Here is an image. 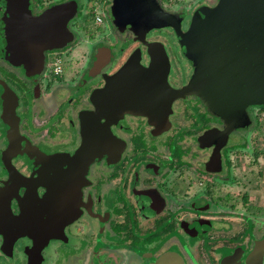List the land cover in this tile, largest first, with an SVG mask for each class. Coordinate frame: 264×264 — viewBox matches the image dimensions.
I'll return each instance as SVG.
<instances>
[{
    "label": "flooded vegetation",
    "instance_id": "af4514ba",
    "mask_svg": "<svg viewBox=\"0 0 264 264\" xmlns=\"http://www.w3.org/2000/svg\"><path fill=\"white\" fill-rule=\"evenodd\" d=\"M69 1L22 37L0 0V264H264V105L211 111L184 34L219 0H159L184 33L76 0L60 48Z\"/></svg>",
    "mask_w": 264,
    "mask_h": 264
},
{
    "label": "water",
    "instance_id": "95a60500",
    "mask_svg": "<svg viewBox=\"0 0 264 264\" xmlns=\"http://www.w3.org/2000/svg\"><path fill=\"white\" fill-rule=\"evenodd\" d=\"M72 3L75 8L76 0L60 4V48L72 41L65 35L69 20L76 14L74 11L65 15ZM26 4L24 0L22 10H14L17 12L13 16L22 37L27 33L22 29L30 25L28 20L33 17ZM112 17L120 29L148 32L174 26L178 33H184L172 23L173 13L163 8L159 0H114ZM34 18V24L39 26L44 15ZM184 34L196 61L197 81L200 75L203 80V87L197 90L211 111L222 113L223 109L227 120L233 109H240L241 116L247 117V107L264 105V0H219L214 7L197 10ZM54 46L58 45L50 44L48 48Z\"/></svg>",
    "mask_w": 264,
    "mask_h": 264
},
{
    "label": "rangeland",
    "instance_id": "374dc122",
    "mask_svg": "<svg viewBox=\"0 0 264 264\" xmlns=\"http://www.w3.org/2000/svg\"><path fill=\"white\" fill-rule=\"evenodd\" d=\"M259 134H260V137L262 138V134L261 133H259ZM259 142H260V140H259ZM261 143H262V141H261ZM257 146H259V145H257ZM257 179L258 178L256 177L255 178L256 181L254 180L255 181V183H254V190L255 191L254 192L256 194L255 201L258 205L261 206L262 209H264V181H263V183H261V179H259V180H257Z\"/></svg>",
    "mask_w": 264,
    "mask_h": 264
},
{
    "label": "built area",
    "instance_id": "2783aa9c",
    "mask_svg": "<svg viewBox=\"0 0 264 264\" xmlns=\"http://www.w3.org/2000/svg\"><path fill=\"white\" fill-rule=\"evenodd\" d=\"M95 21L97 22V23H99V22H101V15H100V13H97L96 15H95ZM260 117H261V119L264 121V111L261 113V115H260ZM262 147H263V151H264V140L262 141Z\"/></svg>",
    "mask_w": 264,
    "mask_h": 264
}]
</instances>
